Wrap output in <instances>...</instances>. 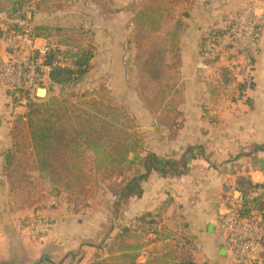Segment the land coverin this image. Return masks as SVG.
Wrapping results in <instances>:
<instances>
[{
	"label": "rangeland",
	"instance_id": "1",
	"mask_svg": "<svg viewBox=\"0 0 264 264\" xmlns=\"http://www.w3.org/2000/svg\"><path fill=\"white\" fill-rule=\"evenodd\" d=\"M157 2L165 19L161 22L159 32L154 33L153 30L157 27L154 22L160 18V12L155 7ZM191 2L192 0L189 3L179 0H48L44 3L35 2L25 8L26 12L33 13L38 10L52 17L51 25H41L43 31L39 32L51 38L47 43L53 46L61 64L72 67L77 56L87 52L96 59L95 65L79 83L63 89L56 87L51 91L48 88L45 97L32 101L44 104L39 117L55 123L56 126L63 124L70 138L86 132L112 149L122 143L127 134L85 113L80 105L83 95L105 87L111 103L126 115L123 122L137 125L136 131L143 141V149L129 157L128 164L122 168L121 177L115 175L105 179L96 176L91 183L84 184L83 181L78 182L74 175H67L64 166L67 162H62L64 160L53 155L48 157V162H44L46 169L40 172L31 140V122L28 120L33 116L19 119L29 112L27 106L30 102L26 105L16 104L24 109L17 110L16 114L13 113L16 110L11 113L12 143L9 148L0 150V171L5 176V187L1 184L3 178H0V189L4 187L3 191L0 190V250L6 251L4 254L0 252V264H37L39 261L48 260L58 263L67 260V264H91L97 257L106 256L109 242L124 226L133 227L137 224L133 220L128 224L123 220L119 209L121 201L125 199L120 198V194L130 180L146 173L143 161L149 154H153L155 134L158 132L170 136L179 125L181 111L186 106V88L181 81L179 51L182 33L194 21ZM90 11H94L98 18H93ZM9 12L10 7L0 3V14L6 15ZM234 12L230 11L226 20ZM91 18L96 26L92 24ZM223 20L220 25L215 24L214 28L212 24L203 35L201 51L207 41H212L213 32L225 26L226 20ZM31 25L36 31L32 21ZM177 29L180 30L179 35L177 38L172 37L171 33ZM257 54L252 60H255ZM226 56L227 54L224 55ZM216 60L218 61L209 62V68L201 72L211 82L205 83L211 98H216V102L205 100L202 109H229L233 100L247 103L249 99L244 94L245 91L240 90V85L250 87L253 84L251 72L246 70L243 77H235L229 69V75L222 68L228 64L220 58ZM224 75L229 78L232 76L234 86L225 90L216 88L221 86L219 82L223 81ZM0 85L7 92V87L1 83ZM64 97L70 98L72 103L63 102ZM7 99L10 100L9 95ZM248 153L241 152L232 160H240V157ZM194 154L200 157L198 150H194ZM86 157L88 164H92L93 155L88 152ZM174 157L180 158V155ZM244 163L240 162L239 165ZM252 163L246 162L245 167L248 169ZM119 173L120 171L117 174ZM240 178H245V184L251 182V179L240 175L236 180L240 182ZM223 193L219 210L222 209ZM53 201L57 202V207L52 204ZM53 209L61 220L59 226L64 227L62 232L65 229L69 231L67 243L70 242L68 245H71L74 242L73 247L67 245L70 249H65L63 240L59 245L55 243L57 246L53 244L57 250L62 246L63 255L57 256L46 250L39 258L38 248L46 239L35 240L23 231L21 225L28 222L38 211ZM149 227L147 225V230H150ZM151 228L152 232L160 230L158 225ZM170 232V236L174 237L167 242L158 240L160 232L157 236L144 235L143 242L147 246L143 250L144 259L148 257L149 261L153 260L152 264H158L159 259L178 262L182 258L198 263L233 264L225 258H221L218 263L206 262V256L197 245L184 237L179 225L173 226ZM221 236L224 238L222 234ZM197 251H201L203 255L197 254Z\"/></svg>",
	"mask_w": 264,
	"mask_h": 264
},
{
	"label": "crops",
	"instance_id": "2",
	"mask_svg": "<svg viewBox=\"0 0 264 264\" xmlns=\"http://www.w3.org/2000/svg\"><path fill=\"white\" fill-rule=\"evenodd\" d=\"M248 1L192 0L194 21L190 22L187 30L182 33L179 51L181 81L186 88L184 94L186 106L181 111L178 127L173 129L174 133H170V136L158 132L155 134L156 145L152 151L161 158L179 155L181 157L189 148L202 146L206 156L189 162L188 171L180 177L163 176L153 169L141 183L143 192L141 197L122 200L119 209L127 224L132 220L137 223V218L149 215L159 223V229L163 228L162 231L168 235L171 234L170 229L172 230L173 226L179 225V229L184 232V237L199 247V250L206 256L205 261L209 263H218L221 262V258H225V237L222 238V233L217 228L219 203L225 188L236 182L238 175L251 179L252 183L264 182L263 172L253 165L248 169L245 167V163L252 162L253 158L264 160V151L257 150V146H264V28L261 34L259 53L255 57L251 71L254 88L244 92L251 103L233 100L230 102L229 109L222 108L213 111H204L201 107L205 100L216 102V98L212 99L211 93L207 90L208 85L205 82L209 81L208 78L205 79L203 77L205 75L201 73L203 70L198 68L203 35L212 24L213 28L215 24L220 25L230 11L237 12ZM90 13L93 14V18H98L94 11H90ZM27 14L31 15V21L37 29L39 43H46L51 38L43 36L39 30L43 31L41 25H51L52 17L38 10L33 13L27 12ZM93 18L91 21L95 25L96 22ZM226 19L227 17L223 22ZM95 61L96 59L93 58L92 67L95 65ZM222 68L224 71L230 72L224 65ZM229 75L231 74L229 73ZM216 76L219 78L217 74ZM231 77L224 75L223 81L219 82L221 86L216 88L225 90L234 86ZM214 92L217 93L218 90H214ZM7 96L8 93L0 85V150L9 148L12 143L10 119L13 118L11 113L16 110L13 112L16 114L20 109H24L23 107L17 109L13 107ZM170 131L172 130L170 129ZM246 151L252 152V156H242L239 158L240 160H232L241 152ZM240 162L245 163L240 166ZM0 178H3L1 184L4 186L5 176L1 171ZM3 186L1 191L5 187ZM46 212H54V209ZM60 222L59 219L53 231L45 238L44 244L38 242L41 246L38 248L39 258L46 250L57 256L63 255L62 246H59L62 250H57L58 248L55 247L63 240L66 244L63 246L65 249L73 247L74 242L71 245H68L70 242L67 243L69 231L65 229L66 231L64 230L63 233L64 227L63 225L59 226ZM137 224L140 225L141 222ZM171 237L174 236L171 235ZM201 251H197V254H202ZM0 252L4 254L6 251L0 250ZM147 261H149L148 257L144 259L141 256L139 259L142 264ZM46 263L67 264V260H62L61 263L48 260L39 264Z\"/></svg>",
	"mask_w": 264,
	"mask_h": 264
},
{
	"label": "built area",
	"instance_id": "3",
	"mask_svg": "<svg viewBox=\"0 0 264 264\" xmlns=\"http://www.w3.org/2000/svg\"><path fill=\"white\" fill-rule=\"evenodd\" d=\"M263 28L264 0H249L225 21L223 35L205 43L198 68L204 70L220 58L235 77H243L244 71L251 72ZM0 33V83L17 109L16 104L35 101L41 89L52 85L55 67L66 66L58 61L53 46L39 43L27 13L0 14ZM52 204L58 206L56 201ZM221 206L217 228L225 237V259L233 264H264V182L236 180L225 188ZM58 222L55 212L38 211L21 227L35 240L44 241Z\"/></svg>",
	"mask_w": 264,
	"mask_h": 264
},
{
	"label": "trees",
	"instance_id": "4",
	"mask_svg": "<svg viewBox=\"0 0 264 264\" xmlns=\"http://www.w3.org/2000/svg\"><path fill=\"white\" fill-rule=\"evenodd\" d=\"M48 0H0V3H5L10 7V12L7 15L13 14H26L25 8H29L35 2H47ZM180 2L189 3V0H179ZM157 12H160V18L154 22L157 27L153 30L154 33L159 32L160 25L163 19L162 12L160 11V4L155 3ZM162 19V20H161ZM221 29V28H220ZM216 29L213 32L215 35H223L224 31L221 29ZM35 34L37 32L34 30ZM180 30L177 29L172 32V37L177 38ZM1 34V33H0ZM178 50V48H174ZM54 56L50 57V60L54 59ZM93 54L85 53L77 56L74 66L66 67H55L51 72L50 78L52 85L49 87L51 89L60 87L65 88L68 85H75L79 83L91 69V61L93 59ZM254 59L252 60V64ZM254 84L247 87L245 84L240 85V90L246 91L247 89H253ZM108 91L105 87H101L94 90L92 93H87L83 95V101L81 102L82 110L91 114L93 117L101 120L103 123L110 127L118 129L127 134V137L118 143L114 148H110L105 144L99 142V140L94 139L91 135L86 132H80L78 135L70 138L68 137V130L63 126H56L55 123L40 118L39 114L43 112L42 108L44 104H38L36 102H30L27 106L28 113L20 117L23 119L27 116H33L29 118L31 122L30 134L33 149L36 152L37 157V168L40 172L46 169L44 162H48L49 156L60 157L62 162H67L65 166L67 175H74L78 182L82 181L84 184L91 183L96 176L102 178H113L115 175L121 177L123 174L122 168L129 162V157L139 150L143 149V141L136 131L137 125H131L129 123L123 122L126 119V115L121 113L119 109L111 103ZM37 100H41L37 98ZM63 102L72 103L70 98L64 97ZM80 102H78L79 104ZM247 103H251L248 100ZM74 104H77L74 102ZM47 106V105H45ZM76 106V105H75ZM252 107V105H251ZM37 116V119L36 117ZM39 117V118H38ZM128 119V118H127ZM156 121L158 118H155ZM129 120V119H128ZM130 122V120H129ZM131 123V122H130ZM258 151H264V146H257ZM194 150H198L200 157H205V150L202 146H193L189 148L180 158L170 157V158H159L156 154H149L143 161V167L146 169V173L137 176L130 180L126 187L122 190L120 198L129 199L131 197H141L142 189L141 183L144 181L146 176L154 169L161 173L163 176L173 175L180 177L186 174L188 171V164L190 161L198 158L194 154ZM90 152L93 155L92 164L87 162V153ZM188 154H191L188 157ZM252 152L245 154L243 156H252ZM253 166L264 173V160L253 158ZM118 171H120L119 174ZM95 173V176L93 175ZM93 175V176H92ZM245 178H240L241 183H245ZM251 183V182H249ZM150 219H147V218ZM137 223L141 224L138 226H126L121 232L109 242L106 248L105 257H97L91 264H142L139 262L143 254V250L147 247L143 242L144 235H158L159 241H169L171 236L163 232V228L160 230L151 231L154 225H159V223L152 216H142L137 218ZM145 225V226H144ZM147 225L150 230H147ZM101 250V248H99ZM153 262V261H152ZM152 262L147 261L144 264H152ZM158 264H207L198 263L195 261H186L185 258L180 259L178 262L175 260L166 262L165 260H157Z\"/></svg>",
	"mask_w": 264,
	"mask_h": 264
},
{
	"label": "water",
	"instance_id": "5",
	"mask_svg": "<svg viewBox=\"0 0 264 264\" xmlns=\"http://www.w3.org/2000/svg\"><path fill=\"white\" fill-rule=\"evenodd\" d=\"M28 18L31 20V15H28ZM41 94V95H40ZM47 95V90L46 89H41L38 92L39 98L45 97ZM0 126H1V121H0ZM42 261H39L37 264L41 263Z\"/></svg>",
	"mask_w": 264,
	"mask_h": 264
}]
</instances>
